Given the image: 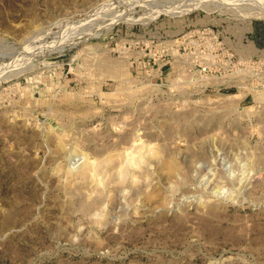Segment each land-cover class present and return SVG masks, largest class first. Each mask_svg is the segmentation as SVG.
<instances>
[{
	"label": "rangeland",
	"instance_id": "obj_1",
	"mask_svg": "<svg viewBox=\"0 0 264 264\" xmlns=\"http://www.w3.org/2000/svg\"><path fill=\"white\" fill-rule=\"evenodd\" d=\"M0 264H264V0H0Z\"/></svg>",
	"mask_w": 264,
	"mask_h": 264
}]
</instances>
